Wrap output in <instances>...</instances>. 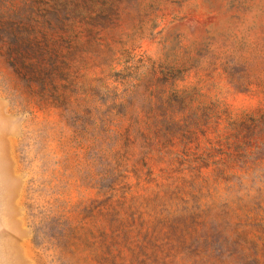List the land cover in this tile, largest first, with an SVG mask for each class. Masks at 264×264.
<instances>
[{
	"label": "rangeland",
	"instance_id": "374dc122",
	"mask_svg": "<svg viewBox=\"0 0 264 264\" xmlns=\"http://www.w3.org/2000/svg\"><path fill=\"white\" fill-rule=\"evenodd\" d=\"M0 264H264V0H0Z\"/></svg>",
	"mask_w": 264,
	"mask_h": 264
},
{
	"label": "trees",
	"instance_id": "16d2710c",
	"mask_svg": "<svg viewBox=\"0 0 264 264\" xmlns=\"http://www.w3.org/2000/svg\"><path fill=\"white\" fill-rule=\"evenodd\" d=\"M173 220H177V224L180 227L179 230V234H178V238L185 243L186 241V236H185V232H187V234L191 235L193 233H196V229H192V230H187L184 229V225L186 223V219L184 216H178L173 218L171 221ZM155 225L157 226L158 224L155 223ZM158 234V233H157ZM154 235V237H156V235ZM113 235L115 238H113V242L114 244L118 245L122 242H126V236H127V229L125 227H121L119 229H114L113 230ZM197 239V238H195ZM227 240L231 239V236L226 238ZM145 242H148L150 240L153 241V238L150 239V236L145 235L144 238ZM233 242H235L238 246V254H235V252H229L230 255H237L238 257H242V260L245 259H254V260H258V256H257V248L254 245L253 239L248 237L244 232L242 231H237L235 234V238L232 240ZM162 242V241H160ZM226 245V244H225Z\"/></svg>",
	"mask_w": 264,
	"mask_h": 264
}]
</instances>
